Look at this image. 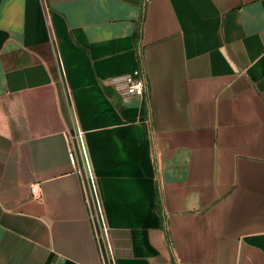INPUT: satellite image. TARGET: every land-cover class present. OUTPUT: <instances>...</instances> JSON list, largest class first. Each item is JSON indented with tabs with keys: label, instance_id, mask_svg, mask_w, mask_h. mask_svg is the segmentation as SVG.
I'll list each match as a JSON object with an SVG mask.
<instances>
[{
	"label": "crops",
	"instance_id": "0c3cea01",
	"mask_svg": "<svg viewBox=\"0 0 264 264\" xmlns=\"http://www.w3.org/2000/svg\"><path fill=\"white\" fill-rule=\"evenodd\" d=\"M0 264H264V0H0Z\"/></svg>",
	"mask_w": 264,
	"mask_h": 264
},
{
	"label": "built area",
	"instance_id": "2783aa9c",
	"mask_svg": "<svg viewBox=\"0 0 264 264\" xmlns=\"http://www.w3.org/2000/svg\"><path fill=\"white\" fill-rule=\"evenodd\" d=\"M111 81L115 89L122 96L134 95V96L142 97L146 93L147 81L145 77L142 75L133 76L132 74H124L113 77ZM77 140H78L79 153L84 163L87 181L91 186L92 192H94V174L90 164L84 134L81 131H79L77 134ZM69 160L73 166L76 165L78 157L75 150L69 151ZM104 231L106 232L107 230L104 229Z\"/></svg>",
	"mask_w": 264,
	"mask_h": 264
}]
</instances>
